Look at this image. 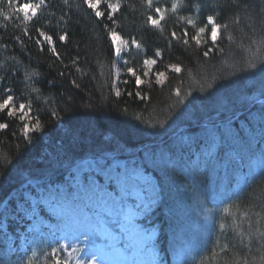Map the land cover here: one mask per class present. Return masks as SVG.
Here are the masks:
<instances>
[{
  "label": "trees",
  "instance_id": "1",
  "mask_svg": "<svg viewBox=\"0 0 264 264\" xmlns=\"http://www.w3.org/2000/svg\"><path fill=\"white\" fill-rule=\"evenodd\" d=\"M185 2L180 16L196 14L205 26L212 15L227 25L208 57L202 53L212 47L210 41L197 45L190 39L185 46L172 40V31L179 35L188 28L189 37L196 31L179 16L170 15L160 31L147 23L153 12L142 0H121L117 30L142 45L127 54L130 67L142 75L143 60L153 58V73L164 71L168 77L163 85L155 84L154 76L150 85H142L139 90L150 97L145 100L135 96L138 89L129 74L119 86L121 95H115L117 58L103 28L109 21H98L83 0H46L31 22L6 20L5 15L15 14L6 0L0 4V101L8 94L2 89L11 87L14 102L30 106L23 121L0 113V123L9 125L0 129V264H12L10 244L19 246V234L31 220V208L29 219L16 209L25 190L63 183L77 163L88 159L105 165L134 158L160 188L159 205L144 224L158 230L156 245L165 264H174L176 246L192 232L186 213L197 186L215 197L227 195L229 213L218 218L206 251L187 264H264V248L256 239L258 230L264 231V118L259 115L264 0ZM37 28L53 36L60 59L47 45L41 51L35 43ZM64 33L67 42L59 40ZM157 50L161 57L155 56ZM170 64H179L182 72L172 73ZM25 123L32 128L27 136ZM147 152L156 167L144 158ZM253 163L259 166L252 168ZM245 172L250 182L228 197ZM7 206L15 217L4 218Z\"/></svg>",
  "mask_w": 264,
  "mask_h": 264
},
{
  "label": "rangeland",
  "instance_id": "2",
  "mask_svg": "<svg viewBox=\"0 0 264 264\" xmlns=\"http://www.w3.org/2000/svg\"><path fill=\"white\" fill-rule=\"evenodd\" d=\"M178 2L179 7L173 12L172 5ZM158 3L168 8L165 19L170 15H177L182 22L192 19L197 27L203 26L196 14L190 17L178 14L180 10L186 9L185 0H158ZM128 53H124V59L129 61L128 65H124L123 60H117L115 79L118 87L123 82L124 75L129 74L127 68L132 64ZM261 73L262 78L264 71ZM144 158L150 166H157V161L150 152H147ZM259 159L258 157L254 162H259ZM258 166V163L251 165L252 168ZM85 173L88 174L87 184L84 181ZM124 177H127V185L122 182ZM246 182H250L247 172L239 179L228 197L238 193ZM193 194L192 210L186 213L192 232L183 239L182 246H176L173 254L174 264H181V261L187 264L198 259L208 248L218 218L229 213L227 195L219 192L215 197L214 193L198 186ZM160 200L159 186L154 178L137 164L135 158L119 159L105 165L91 159L79 162L65 182L48 189L35 186L25 190L16 200V209L23 216L21 218H28V208L32 209V213L26 230L21 232L18 229L21 232L19 246L10 244L12 264H29V261H32V264H51L48 253L53 247L62 244L69 245L67 251L72 248L83 250L73 253L72 257H68L67 251L62 250L61 256L68 259V264H92L87 258V238L80 236L77 239L75 235L81 232L95 237V250L100 254L102 264H152L153 260L163 264L161 255L154 246L158 230L154 226L144 224L146 215L159 205ZM33 209L40 214L43 224L46 225L39 232L33 229ZM3 212L4 218L15 217L8 206ZM120 242H123L124 248L119 246ZM33 253L36 255L33 256Z\"/></svg>",
  "mask_w": 264,
  "mask_h": 264
},
{
  "label": "snow or ice",
  "instance_id": "3",
  "mask_svg": "<svg viewBox=\"0 0 264 264\" xmlns=\"http://www.w3.org/2000/svg\"><path fill=\"white\" fill-rule=\"evenodd\" d=\"M144 4L149 9H152L153 14L147 16V23L154 29H158L163 31V24L162 22L165 20L166 13L168 12V8L159 5L158 0H142ZM5 3V0H0V4ZM7 6L13 9L15 16L13 15H5L6 20L10 19H18L23 20L25 22H31L34 18L37 17L39 10L46 6V0H38V2H32V0H25V2H20V0H6ZM83 3L87 6L88 9L92 11L95 18L98 21H103L107 19L109 21L108 24H104L103 28L106 31V40L109 42L110 45V54H114L117 60H123L124 65H128L129 61L124 59V53L130 52L131 48L135 46V48L140 51L142 50V45L138 42L134 37L130 39H125L124 36L121 34L120 31L117 30L118 20L117 14L121 11L122 3L121 0H83ZM155 5V6H154ZM179 7V2L172 5L171 10L175 12ZM187 19V18H186ZM187 24L190 25L193 29H196L195 33L189 37V30L188 28H184L181 30V33L178 35L176 31L171 32L172 40L177 42H182L185 46L189 45L190 39L194 41L197 45L207 44L209 41L212 47H207L205 51H203L202 55L204 57H208L210 53L217 50L218 40L220 39L221 29L227 28L226 24L217 23V18L215 16L209 15L206 17V24L202 27H197V24L192 19H187ZM111 25V26H110ZM210 26V31L209 27ZM37 39L35 43L40 46L41 51L45 50V45H47L48 49L52 52V54L57 58L60 59V54L57 51L56 43L53 39L52 35H49L43 29L37 28ZM25 35H29L27 29L24 30ZM206 36V39H205ZM29 38H31L29 36ZM19 39V37H17ZM229 40L232 39L231 36L228 37ZM60 41L67 42L68 34L64 33L59 36ZM23 43V41H21ZM156 57H161L162 53L160 50L155 51ZM75 63V61H73ZM157 64V60L153 58H146L143 60V68L145 69L141 74H138L137 71L132 68L128 67L127 72L130 76L134 77L135 85L137 87V91L135 92V96L140 100L150 99V97L145 96L139 90L142 85L151 84L152 83V76L155 77V84L163 85L165 81L168 79L166 73L164 71H156L153 73V66ZM168 69L172 73L179 74L182 72V68L179 64H170L168 65ZM151 74V75H150ZM63 75V73H61ZM4 77H0V81H3ZM118 79V76H117ZM75 83V82H74ZM127 83V81H124ZM113 88L115 91V95L119 97L121 95L120 88L113 84ZM6 93V98L0 101V113H6L8 117H15L19 114L20 119L23 121L29 115V107L24 103L16 104L14 102L15 98L12 93L13 89L11 87H7L2 89ZM259 94L261 97H264V81L260 83ZM128 95H132V93H128ZM176 95H180V90L176 89ZM259 115L261 118H264V103L261 104L259 109ZM39 124L37 123L36 127L39 128ZM9 125L7 123H0V129H7ZM24 134L27 136L32 128L29 126L28 123L23 125ZM211 155V154H209ZM262 156H264V152H262ZM134 175V174H133ZM85 184L88 183V174L85 173L84 176ZM122 182L126 185L128 183L127 177L122 178ZM71 191V189H69ZM23 199V198H21ZM137 223V222H136ZM32 224L33 229L36 232H39L43 227L46 225L43 224L41 220L40 214L33 209V216H32ZM39 225V228H37ZM220 228L223 229L224 225L221 224ZM77 239L80 236L87 238L89 244L87 249V258L88 261H91L92 264H102L100 259V254L95 250V237L91 234L86 232L76 233L75 234ZM243 236V233L241 234ZM256 239L260 243L261 247L264 248V231L258 230V235H256ZM252 236L249 237V245L251 244ZM121 248H124L123 242L119 243ZM69 245L62 244L59 247H53L50 252L48 253V257L51 260V264H68L67 258H62L61 251H67ZM151 249V244L149 243V251ZM126 250V249H125ZM83 251L82 249L72 248L71 251H67V256L72 257L73 253H78ZM36 254L33 253V256ZM29 264H32V261H29ZM152 264H159L158 260H153ZM181 264L183 262L181 261Z\"/></svg>",
  "mask_w": 264,
  "mask_h": 264
}]
</instances>
